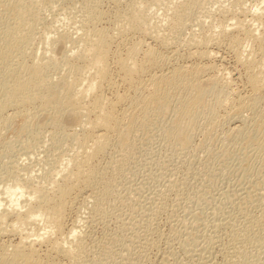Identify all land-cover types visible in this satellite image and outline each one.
<instances>
[{
    "label": "bare ground",
    "instance_id": "1",
    "mask_svg": "<svg viewBox=\"0 0 264 264\" xmlns=\"http://www.w3.org/2000/svg\"><path fill=\"white\" fill-rule=\"evenodd\" d=\"M47 1L0 0V5L7 7L0 10V135L16 114L23 117L24 126H29L37 116L50 113L52 118L46 122L37 121L33 135L39 137L38 140L43 137L42 141L48 143L43 146L50 148L41 150L48 158L50 154L54 156V162L49 166L46 163V168L41 167L43 172L37 180L32 176L36 169L32 164V168L16 165L5 169V173L0 172V264H88L96 261L101 243L91 239L83 228V215L77 212L70 224L66 223L71 196H81L80 205L87 218L82 223L87 226L108 213L115 200L132 192L140 194L142 185L123 186L122 190H117L116 181L132 171L133 142L139 128L150 119H164L168 113L175 125L169 122L159 128L179 137L186 117L208 132L214 130L219 121V111L230 110L232 114L224 117L236 121L229 130L234 138L247 136L251 128L246 123L252 121L263 128L261 140L264 143V113L257 111L260 97L264 95V31H260L264 0H113L125 3L124 7L116 6L118 9L112 12L110 27L101 26L106 12L98 11V0H85L75 14L62 7L50 24H44L45 19H42L50 12L46 16L43 14V18L41 13L49 10L50 4L51 8L56 6L53 1ZM247 1L254 3L252 10ZM214 12L222 16L217 22L212 18ZM61 16L69 22L65 24L67 28L61 29L64 27L59 24ZM57 22L61 28L55 26ZM186 30L191 31L189 35L184 34ZM127 34L139 37L126 44L124 52L119 53L117 49V53L116 50L111 53L117 69L115 73H118L115 76L109 65L112 59L110 44L115 37ZM57 36L66 39L60 62L52 57ZM222 39L226 40V48L233 52L235 63L244 69L248 85L246 95L241 96L229 88L232 71L225 72L219 67L216 71L214 65L208 64L210 67L207 65L206 69H214L216 73H209L211 75H206L204 81L205 67L173 65L167 69L164 68L165 57L147 43L151 40L168 46L180 42L189 48L188 55L211 59L219 56ZM223 88H229L231 96L224 93ZM108 91L112 92L111 97ZM8 107L13 109V114H5ZM249 110L253 115L244 114ZM65 116L79 119L78 130L60 135L58 133L64 128L59 131L56 126L61 125L60 118ZM49 125L54 128L45 130ZM23 141L25 151L31 154L36 151L34 140ZM189 150L181 148L173 156L184 158ZM106 155L108 158L104 160ZM161 193L163 191L158 190L143 202L138 201V209L148 211L144 228L133 232L131 237L137 238L135 246L141 251L151 246L150 235L158 232V223L153 225L151 221L163 212L171 221L172 215L176 216L178 204H174V209L171 205L170 209L162 201ZM227 200L234 207L241 202L234 198L230 202ZM261 200H258L259 216H252L246 210L241 211L242 219H237L233 216L235 210H225L230 214L228 219L223 216L224 223L216 216L213 205L212 209L208 207L210 212H205L209 209L193 212L186 204L183 215L168 234V238L177 239L179 251L184 254L182 258L175 255L170 245L157 262H145L141 255H134L131 240H120L117 248L111 250L115 256L113 264H214L213 260L219 255L222 264H264V256L256 259L255 254L253 257L248 252L250 246L256 252L264 249L261 237L255 239L257 234L253 231L256 222H264V199ZM137 207L132 206L130 210ZM240 209H237L239 213ZM221 230L226 240L221 237ZM166 243L168 245L169 240Z\"/></svg>",
    "mask_w": 264,
    "mask_h": 264
},
{
    "label": "rangeland",
    "instance_id": "2",
    "mask_svg": "<svg viewBox=\"0 0 264 264\" xmlns=\"http://www.w3.org/2000/svg\"><path fill=\"white\" fill-rule=\"evenodd\" d=\"M50 1H53V5L56 6H53L55 8H51L52 6L50 4L48 7V9L49 8L50 9L47 11H43L45 13L43 12L41 13V18H43L50 12L49 16H46L42 19V20L45 19L44 22L42 21V23L44 24L46 22H47L46 24H50V21L51 20L53 21L56 15H58L61 12V10L58 9H61L62 7L63 8L67 7V11L69 12L73 11L72 14H75L74 11L81 6L80 4L82 2L83 4L86 2L85 0H48L47 2L50 3ZM91 1L88 0V2ZM124 3L123 2L117 3L114 2L113 0H98L97 2L98 11L100 9L99 12L100 13L102 12L103 14L104 12H106L104 14L106 18L102 15L103 16L102 18L105 19L104 21L103 19H101L100 22L102 27H107V25L108 27L111 26L112 22L110 21H113V17H114V14L112 15V12L116 11L118 8L121 9L122 7H124ZM246 4L249 9L252 6L250 10H252V8L254 7L253 2L250 3V1H247ZM116 6L118 7L117 9ZM3 9H7V7L1 4L0 10ZM52 10H54V12H52ZM217 13L218 12L216 13L214 12L212 16L215 22H217V20H220L222 17L221 14H217ZM43 14L45 15L43 16ZM61 18L62 19H60L61 22L59 24L60 26L61 24H63L64 27L61 26L62 27L61 28L58 25V22L55 24V26L61 29L67 28L66 27L67 25H65L67 23L66 19L65 18L63 19L62 16ZM97 25L98 27H101L99 22ZM260 25H261L260 31L263 33L264 21ZM190 32H191L190 30H186L184 31V34L189 35ZM124 36H126V39ZM124 36L115 37L114 40L112 41L113 43L111 42L112 44H110V57L112 58L111 59L112 61L109 60L110 61L109 65L115 76H117L118 73L117 74L115 73L117 72L115 71L117 69L116 66L113 65V63L115 64V62L113 61L114 56L113 57L111 56L114 54L113 50H116V53H117V49L119 50L118 51L119 53L124 52L125 47H127V45L131 43V41L137 40V36L139 37L138 34L137 35L135 34L134 36H130V34H127ZM124 39L126 42L124 41ZM56 40L57 41L55 48L53 50L52 57L55 62H60L63 54L65 53L66 39L65 37L57 36ZM225 41H226L225 39L224 40L222 39L221 40L222 44L221 43L220 45L218 44L219 47L221 46L219 48V52H220L219 56L216 58H211L212 60L210 58L208 59L198 58V57L195 58L194 56L193 58L192 56L188 55L189 48L187 46H184V44L180 42H176L175 44L173 43L168 46L156 43L154 41L152 42L151 40H148L147 43L152 45L154 49L158 52V54H161L163 55V57H165L166 63L164 64L165 66L164 68L167 69L173 65L174 66L184 65V67L186 66L189 68H192L193 66L196 65L197 68L205 67L206 69L211 64L214 65L216 71L218 69L217 67L221 68L225 72L232 71L231 72L232 78L230 80L229 88L236 90V92H239L241 96L246 95L248 92V85L245 82L246 80L244 78L245 75L244 69H242L237 63H235V56H233V52L231 50H228L226 48ZM215 70L206 69L204 71L206 72V74L203 72L202 79L205 81L207 76L211 75L209 73L212 74L216 73ZM229 88H227V90L223 88V91H225L224 93L231 96L229 93L230 92ZM119 89H120L119 91H122L121 90L122 88ZM107 95L108 97H111L112 92L110 94L108 91ZM260 100L257 111L258 112L262 111L261 113L263 114L264 95H262V98L260 97ZM200 109L204 111L205 108L204 106H201ZM11 111L13 112V109L11 107H8L5 111L6 112L5 114H10V113L13 114ZM250 112L251 110H249V112L246 111L244 114L245 115L247 114L248 116L249 114L253 115ZM227 113H229L228 116H230V113L232 114L230 110H226L225 112L223 110L219 111L218 114L219 121L217 122L214 130L208 132L202 131L200 125H199L200 128H198L197 127L198 125L195 122H192L191 119H188V117H186L185 118L186 121H184L180 127L182 129V132H180L179 137H177V135L176 136L168 135L166 132H162L159 128L162 124L165 123L168 124L169 122L171 123V125H175V121L170 120V116H168V113L165 114L164 119L161 118L150 119L144 126H142V128H139L138 135L136 136L135 141L133 142L132 171H127V173H125L123 177H121L118 181H116L117 190L119 189L122 190L125 186L142 185L141 193L136 194L135 192H132L131 194H128L127 197L122 198L121 200H115L111 208L108 210L110 213L108 212L104 216H102V218L99 217L96 220L89 222L87 226H85V223H82V221L84 222V220H86L87 218L85 219L84 217L86 216V213L83 205H80L82 203L81 196H77L75 194L72 195L73 197L71 196V199L73 201L70 199L71 205L69 204V208L67 211V220H66L67 225L70 224L71 222L70 219H73L76 213L78 212L79 214L83 215L81 219L82 220L81 224L83 228L90 234V238L93 240H100L101 243V249L98 251L99 253L95 258L96 261H90V263L88 262V264H113L115 256L111 253V250L117 248L116 243L117 241L120 240L121 241L131 240L134 244V252H135L134 255L137 256L141 255V257H144L145 262H153V261L157 262V259L159 260V258L165 254L163 253V251L165 252L167 250V247L170 245L172 246V250H174L175 255L177 254L176 256L179 259L182 258L184 254H182V251L181 252L179 251L180 249L177 246L178 245L177 239L168 238V234L170 233L169 230H171V226L178 223L177 222L178 219L183 215L184 213L183 207L186 204L189 206L186 208H188L193 212L194 211L200 212L202 210L205 211L206 209L207 210L209 209V211H205V212H210L211 211L210 208L212 209V207L214 206L216 208L215 209L216 210L215 213H217L216 216L220 218L221 223L222 221L224 223V220L226 222V219H228L229 216L228 215L229 212L227 213V211H230L231 209H232L231 212L235 210L234 211L235 213H233L234 215L233 214L232 215L234 217L237 216L236 217L237 219H242L240 215L241 211H246V210L252 216H259L258 214L261 213L259 212V210H261L260 209L261 206L258 203L260 201H263L261 199H264V143L261 140L263 134V128L257 122L253 124L252 121L250 122L248 121L246 125L248 128H251L249 134L247 136H242L238 138L235 136L236 138L235 139L229 130L230 127L233 126L234 123H236V121L233 120L234 119L233 117H232L233 119L229 117L228 120L227 119L225 120L224 116H226L227 118L228 117ZM220 116H223L224 118ZM37 117L38 118H35L34 122H32L31 125L24 126L23 117L20 116V114H16L14 117H12L13 119L10 120L8 125L3 129L2 134L0 135V172L1 173L3 172L5 173V171L8 168L11 169L12 166L16 167V165L17 167H24V165H26L25 167H30V168H32L33 166V168L36 169H34L32 176L35 180H37L43 172V169H41V167L44 166L43 168H46L45 164L47 163L46 165L49 166L50 162L53 161L52 160L54 159L53 155L50 154L52 158L50 157V155L48 158V156L43 152V150L48 146L45 145L48 143L42 141L44 140L42 139L43 137L42 138L40 137V139L38 140L39 137L35 138V136L33 135L34 130L37 128L38 125L37 123L46 122L47 120L52 118V114L45 113ZM60 119H61V125L63 124V126L61 125L59 127L56 126V129L59 128L58 130L60 131V129L63 127L64 130L61 129L60 131L61 133L58 131L59 132L58 134L64 135L65 133H69V131H72L74 129L78 130L77 128L79 125V119L68 118L66 116ZM53 128L54 126L49 125L48 127H46L45 130L49 131V129L52 130ZM62 131H68V132L62 133ZM27 138L30 139L31 142L34 140L33 146L34 145L37 146V147L35 146L36 149H34L37 152L33 151V153L31 154L25 151L26 148H24V144L22 143L24 142L23 140ZM43 143L45 144L44 146ZM53 146L54 145H51V148H53ZM184 147L190 148L189 152L186 155H184V158L183 156H180L179 158L173 156V153L177 152L178 150ZM47 148H50V146H48ZM107 158L108 155H106L104 160H106ZM38 164L39 166L41 164V166L39 167ZM36 171H39V173ZM158 190H160L161 192L163 191V193H161L162 196L160 195V197L161 198L164 197L162 198L163 199L162 201L167 204V207L170 208L172 205L174 209L175 203L178 204V207L176 205L177 207L175 209L176 216L175 214L172 215V221L171 219H167L165 212L159 214L160 216H158V218L155 221L154 220L151 221L153 225L158 223L157 224L158 234L154 232L152 235H150L152 237L151 238L152 243L151 246L149 245L145 248L146 250L145 252V250L141 251V249H139L138 246H135V244L137 245V238L135 237L131 238L133 236L132 235L133 232H139L142 230V228H144L145 220L148 217V211L138 209L137 204L138 201L143 202V200L146 199V197L153 195L154 192L156 191L158 192ZM235 196H237L238 198H236ZM240 197H242V200ZM233 198L236 199V202L241 201L240 203L238 202L239 204L237 206H235L237 209H240L239 205H241L240 213L239 211H237V209H235V207L231 203L230 204L232 206L227 202L228 201L227 199H229L230 202ZM221 201L224 202L222 203ZM132 206H135L137 208L135 210H130V207ZM172 207L170 209H172ZM217 207L219 210L217 209ZM78 208L80 209V212ZM256 223L257 226H255V228L253 229V231H255L257 234V236L255 235V239H257V237H261L262 243L264 244V222L260 224L258 222ZM224 231L226 232L227 230L224 228ZM224 231L221 230L220 234L223 240H226L224 239L226 238L225 237L226 234H223L225 233ZM164 239H166L167 241L169 240L168 245H166L167 241ZM40 249L43 250L44 246H41ZM248 252L249 255L255 254L256 257L254 255L253 257H255L256 259L258 257L261 258L264 256L263 247L257 250L256 252V249L250 246L248 247ZM255 252L258 254V256L256 255ZM259 254L262 255L260 256ZM214 261H215L214 264H222L221 255L217 256V258H215L213 262Z\"/></svg>",
    "mask_w": 264,
    "mask_h": 264
}]
</instances>
